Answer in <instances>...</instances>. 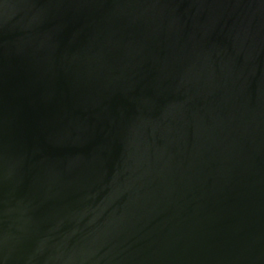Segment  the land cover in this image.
<instances>
[{"label":"water","instance_id":"95a60500","mask_svg":"<svg viewBox=\"0 0 264 264\" xmlns=\"http://www.w3.org/2000/svg\"><path fill=\"white\" fill-rule=\"evenodd\" d=\"M0 264H264V0H0Z\"/></svg>","mask_w":264,"mask_h":264}]
</instances>
